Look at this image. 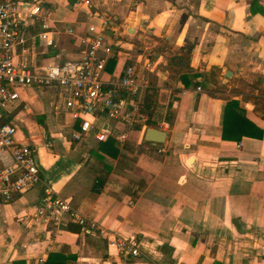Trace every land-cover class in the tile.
<instances>
[{"label": "crops", "instance_id": "obj_1", "mask_svg": "<svg viewBox=\"0 0 264 264\" xmlns=\"http://www.w3.org/2000/svg\"><path fill=\"white\" fill-rule=\"evenodd\" d=\"M37 1L55 10V43L34 37L37 27L25 28L29 63L42 69L79 59L78 35L91 25L100 29L101 15L113 18L108 32L116 57L103 79L109 83L133 66L155 95L150 107L145 103L153 127L133 130L126 144L116 141L112 158L92 135L73 139L80 122L56 88H22L18 104L0 110V122L13 124L16 140L36 148L44 184L0 203V264H264V136L256 135L264 130V0L25 6ZM232 102L238 107L228 111ZM96 115L103 123L106 112ZM163 120L170 123L164 142L148 140ZM45 184L110 236L137 238L141 255L109 248L99 233L25 226Z\"/></svg>", "mask_w": 264, "mask_h": 264}, {"label": "built area", "instance_id": "obj_2", "mask_svg": "<svg viewBox=\"0 0 264 264\" xmlns=\"http://www.w3.org/2000/svg\"><path fill=\"white\" fill-rule=\"evenodd\" d=\"M28 0H0V110L8 111L20 101L24 87L56 88L80 130L73 139L81 142L92 135L98 142L113 138L120 145L126 144L130 132L137 128L153 127L152 117L145 106L146 83L139 82L138 72L127 66L111 82L103 79L111 59L115 58V37L109 34L115 21L101 15L102 26L91 25L88 34L78 35L83 47L81 57L37 69L27 58L29 37L24 31L28 26L37 27L34 37L51 46L55 43L51 30L54 8L37 1L29 7ZM90 4V0L85 1ZM36 31V30H35ZM69 33L74 34L72 29ZM18 55L20 60H18ZM147 67H150L148 63ZM198 91H203L198 87ZM25 109L28 106L25 105ZM106 110H108L106 112ZM106 112L103 123L98 124L97 112ZM1 118V116H0ZM167 120L158 121V130H168ZM17 129L11 123L0 122V203H10L21 194L44 184L37 162L36 148L16 140ZM47 146L52 143L44 134ZM164 152V150H160ZM25 226L42 225L47 228L67 227L75 224L84 232H95L107 238L109 248L120 253L139 257L140 242L137 238L112 237L104 226L74 208L69 199L60 197L54 188L44 185V194L33 213L22 219Z\"/></svg>", "mask_w": 264, "mask_h": 264}, {"label": "trees", "instance_id": "obj_3", "mask_svg": "<svg viewBox=\"0 0 264 264\" xmlns=\"http://www.w3.org/2000/svg\"><path fill=\"white\" fill-rule=\"evenodd\" d=\"M147 94H146V96H145V103H146V106L147 107H150L152 104H153V102H154V99H155V95L154 94H152V93H149L148 91L146 92ZM238 107V104H237V102H232L231 103V105H230V107L228 108V111L229 110H233V108H237ZM169 120H171V118H169ZM249 125L251 126V127H253L254 129H255V126L254 125H252V124H250L249 123ZM226 126H227V124H226ZM226 132H224V135H223V137H224V139H228V137H229V134L227 133L228 131L227 130H225ZM257 136H259L260 138H262L263 136H264V130H257ZM244 133H242V135H243ZM244 135H250V137L252 136L253 137V133H246V134H244ZM240 136L241 135H239V137L238 138H240ZM100 151L104 154V155H108V156H110V157H112V158H116V156H117V154H118V149H117V147H116V140L115 139H113V138H108L106 141H102V142H100ZM98 157H100L101 159H103L104 157L102 156V155H98ZM77 225H75V224H68L67 225V229L68 230H70V231H80L81 230V228L79 227V226H77ZM49 263V262H48Z\"/></svg>", "mask_w": 264, "mask_h": 264}, {"label": "water", "instance_id": "obj_4", "mask_svg": "<svg viewBox=\"0 0 264 264\" xmlns=\"http://www.w3.org/2000/svg\"><path fill=\"white\" fill-rule=\"evenodd\" d=\"M108 110H106L107 112ZM148 140L155 141V142H164L166 138V132L157 130V129H151L149 130L147 134Z\"/></svg>", "mask_w": 264, "mask_h": 264}, {"label": "rangeland", "instance_id": "obj_5", "mask_svg": "<svg viewBox=\"0 0 264 264\" xmlns=\"http://www.w3.org/2000/svg\"><path fill=\"white\" fill-rule=\"evenodd\" d=\"M22 135L25 136V135H27V134H24V133H23ZM25 137H26V136H25Z\"/></svg>", "mask_w": 264, "mask_h": 264}]
</instances>
